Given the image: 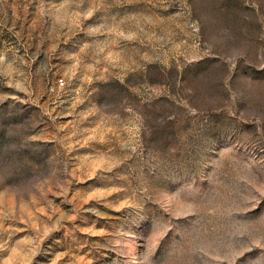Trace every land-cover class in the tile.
Masks as SVG:
<instances>
[{
    "label": "rangeland",
    "instance_id": "obj_1",
    "mask_svg": "<svg viewBox=\"0 0 264 264\" xmlns=\"http://www.w3.org/2000/svg\"><path fill=\"white\" fill-rule=\"evenodd\" d=\"M0 264H264V0H0Z\"/></svg>",
    "mask_w": 264,
    "mask_h": 264
}]
</instances>
